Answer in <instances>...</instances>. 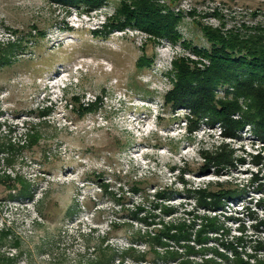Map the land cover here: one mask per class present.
<instances>
[{"label":"rangeland","instance_id":"1","mask_svg":"<svg viewBox=\"0 0 264 264\" xmlns=\"http://www.w3.org/2000/svg\"><path fill=\"white\" fill-rule=\"evenodd\" d=\"M119 1L87 12L50 0H0V48L23 46L0 65V144L17 146L0 153V175L17 173L32 192L24 197L20 187L0 182V254L12 257L11 264H93L113 253L103 264H142L130 254L119 262L133 246L147 264H205L214 249L223 252V243L242 237L246 252L264 258V248L256 249L259 240L264 244V138L252 122L233 137L206 118L189 131V108L164 102L175 59L210 64L201 54L211 49L202 28L242 38L264 31V0H156L162 13L179 16L175 42L135 26H112ZM141 58L148 64L138 68ZM214 93L218 100L235 99L231 84ZM236 99L239 109L230 117L239 121L248 100ZM30 128L36 143L18 147L27 144ZM223 145L233 150L234 165L202 170L201 152ZM136 179L144 181L146 198L132 193ZM208 187L234 192L214 207L211 198L199 201L197 190ZM161 189L168 192L158 200ZM153 201L172 208L170 216ZM136 206L143 209L133 218ZM160 218L184 221L190 239L155 247L179 254L155 262L147 236ZM210 220L217 231L204 233Z\"/></svg>","mask_w":264,"mask_h":264},{"label":"trees","instance_id":"2","mask_svg":"<svg viewBox=\"0 0 264 264\" xmlns=\"http://www.w3.org/2000/svg\"><path fill=\"white\" fill-rule=\"evenodd\" d=\"M52 2L61 3L64 6H75L85 11L95 10L101 7L107 0H50ZM156 0H120L117 3V14L114 17L115 22L112 26L120 27L124 25H131L146 31L155 37H167L175 42L179 38V34L175 30V26L179 21V16L172 13H162L161 8ZM124 21H120V18ZM202 31L211 44L209 52H203L204 56L209 59L210 64L203 68L193 66L185 59H175L173 61L175 79L173 87L165 94L164 102L166 105H173L176 107H188L193 118H188V130L192 131L197 128L198 120L206 118V122L213 126L215 123H220L223 135L233 137L236 136V129L244 126V123L252 122L255 124L254 133L260 138H264V31L257 30L255 33L247 37H239L236 34L229 32L224 35L218 30H213L208 27H203ZM187 46V43H184ZM23 49L20 43L8 42L5 47L0 48V65L10 61L9 56H13L16 51ZM196 51L197 49L194 48ZM199 52V51H197ZM147 64L148 61L146 60ZM144 59L137 62V67L141 68L146 64ZM221 84L233 85L234 98L233 100H218L215 98V88ZM244 97L248 101V110L243 113V120H234L230 114L239 109L237 97ZM94 103L82 107V111L92 108ZM28 141L25 145H18L23 148L36 143L38 136L34 134L33 128L26 132ZM15 144L11 142H3L0 144V153L4 150L9 151L14 149ZM223 145L220 151L201 152L204 158V165L202 170L210 169L212 165L218 166L216 172L221 170V165L229 164L233 166L232 153L233 150L225 149ZM9 154V153H8ZM7 161L11 162L12 157H8ZM213 163V164H211ZM184 170V169H182ZM0 182L7 189H14L20 187V193L24 197H31L32 192L30 183L23 180L17 173L14 176L5 174L0 175ZM218 183L217 185H220ZM132 193L139 192L143 198L148 196L146 185L141 179L132 180ZM166 189L155 191L154 198L161 200L167 195ZM234 191L229 188H212L198 189L197 193L201 203L205 202L206 198H211L210 202L214 207L219 204L222 197H231ZM12 197V195H10ZM155 202V207L163 213V216H170L172 208L162 206L158 201ZM141 206H136L135 211L131 212V216L136 218L138 211L142 210ZM153 215V214H152ZM155 215V214H154ZM148 218V217H147ZM147 218H143L146 221ZM159 228L154 230V233L148 234V240L152 244L153 261L157 262L159 258L165 260H173L178 257L177 251L166 249L163 253H159L156 248L168 246L169 241L186 242L190 239V232L184 228L187 224L182 221L178 224H173V221H165L160 218ZM113 227L118 226L116 222L112 223ZM210 228L212 231H217L213 220L204 224L202 230ZM202 230L197 233V241L202 236ZM1 231L0 233H2ZM189 232V233H188ZM214 232V233H215ZM4 234V233H3ZM242 237L237 238L235 242L228 241L223 243L225 250L218 251L214 249L215 255L203 259L205 264H264V258L256 253H248L245 246L242 245ZM127 250L123 251L121 260L126 254H130L132 259L147 264V255L144 252H138L133 246H128ZM156 247V248H155ZM182 248L192 249L187 245H181ZM264 248V244L257 242V248ZM255 249V248H254ZM115 253L110 254L107 258L101 255L93 264H103L112 261ZM12 257L3 256L0 254V262L4 264H11ZM188 261H183L187 263ZM173 263V261H171Z\"/></svg>","mask_w":264,"mask_h":264},{"label":"built area","instance_id":"3","mask_svg":"<svg viewBox=\"0 0 264 264\" xmlns=\"http://www.w3.org/2000/svg\"><path fill=\"white\" fill-rule=\"evenodd\" d=\"M203 65V67L206 65V64H202ZM199 67H201V66H199ZM203 67H201V68H203Z\"/></svg>","mask_w":264,"mask_h":264}]
</instances>
